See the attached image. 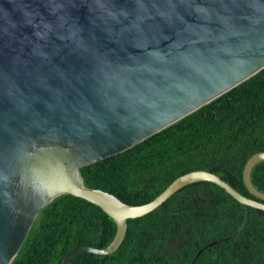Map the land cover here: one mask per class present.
I'll return each mask as SVG.
<instances>
[{"label": "water", "instance_id": "obj_1", "mask_svg": "<svg viewBox=\"0 0 264 264\" xmlns=\"http://www.w3.org/2000/svg\"><path fill=\"white\" fill-rule=\"evenodd\" d=\"M264 70V0H0V264H13L41 211L71 195L117 225L155 211L188 185L213 183L264 211L252 156L239 193L192 171L155 200L130 205L85 185L81 169L124 153Z\"/></svg>", "mask_w": 264, "mask_h": 264}, {"label": "trees", "instance_id": "obj_2", "mask_svg": "<svg viewBox=\"0 0 264 264\" xmlns=\"http://www.w3.org/2000/svg\"><path fill=\"white\" fill-rule=\"evenodd\" d=\"M264 152V70L134 148L81 169L88 188L130 205L155 200L179 177L220 176L242 195L249 159ZM264 193V162L251 175ZM264 202V201H263ZM117 225L100 207L66 195L44 208L13 264H62L72 250L106 248ZM70 264H264V211L213 183L188 185L144 217L129 220L110 255L82 254Z\"/></svg>", "mask_w": 264, "mask_h": 264}]
</instances>
